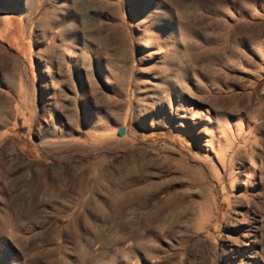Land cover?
<instances>
[{"label":"rangeland","instance_id":"374dc122","mask_svg":"<svg viewBox=\"0 0 264 264\" xmlns=\"http://www.w3.org/2000/svg\"><path fill=\"white\" fill-rule=\"evenodd\" d=\"M0 264H264V0H0Z\"/></svg>","mask_w":264,"mask_h":264},{"label":"water","instance_id":"95a60500","mask_svg":"<svg viewBox=\"0 0 264 264\" xmlns=\"http://www.w3.org/2000/svg\"><path fill=\"white\" fill-rule=\"evenodd\" d=\"M124 134V128H119L118 135L121 136Z\"/></svg>","mask_w":264,"mask_h":264}]
</instances>
